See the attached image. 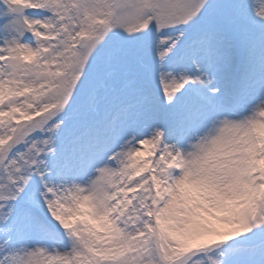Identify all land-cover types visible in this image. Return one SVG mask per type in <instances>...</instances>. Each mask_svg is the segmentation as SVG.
<instances>
[{"label": "snow or ice", "instance_id": "snow-or-ice-1", "mask_svg": "<svg viewBox=\"0 0 264 264\" xmlns=\"http://www.w3.org/2000/svg\"><path fill=\"white\" fill-rule=\"evenodd\" d=\"M0 264H264V0H0Z\"/></svg>", "mask_w": 264, "mask_h": 264}]
</instances>
